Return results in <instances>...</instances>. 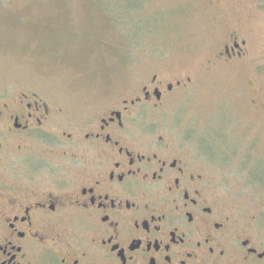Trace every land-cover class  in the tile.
I'll return each mask as SVG.
<instances>
[{
	"label": "flooded vegetation",
	"instance_id": "af4514ba",
	"mask_svg": "<svg viewBox=\"0 0 264 264\" xmlns=\"http://www.w3.org/2000/svg\"><path fill=\"white\" fill-rule=\"evenodd\" d=\"M149 82L74 119L35 96L0 102V264H264V220L181 127L133 114L184 86Z\"/></svg>",
	"mask_w": 264,
	"mask_h": 264
},
{
	"label": "rangeland",
	"instance_id": "374dc122",
	"mask_svg": "<svg viewBox=\"0 0 264 264\" xmlns=\"http://www.w3.org/2000/svg\"><path fill=\"white\" fill-rule=\"evenodd\" d=\"M153 75L184 86L133 114L181 127L264 220V0H0L2 104L35 96L74 119L141 97Z\"/></svg>",
	"mask_w": 264,
	"mask_h": 264
}]
</instances>
